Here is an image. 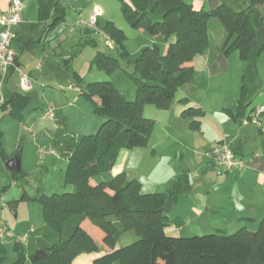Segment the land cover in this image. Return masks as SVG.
Here are the masks:
<instances>
[{"label": "trees", "instance_id": "trees-1", "mask_svg": "<svg viewBox=\"0 0 264 264\" xmlns=\"http://www.w3.org/2000/svg\"><path fill=\"white\" fill-rule=\"evenodd\" d=\"M119 2L133 27H143L150 37L161 35L167 49L161 51L156 43L141 49L133 61V77L137 83L133 100L126 99L112 81L88 83L83 95L93 101L94 112L105 120L96 133L81 137L68 158L66 179L73 184L72 190L42 194L37 198L45 222L59 234L73 216L88 218L97 226L104 233L103 245L109 251L92 264H264V214L256 231L242 227L230 234L171 236L166 233L167 227L184 225L183 220L171 219L166 212L173 192L143 193L141 182L128 178L125 173L91 183L92 178L110 173L122 149L148 144L155 120L144 115L145 105L169 109L179 89L185 86H190V91L195 89L194 68L188 64L210 48V27L214 19L225 32L221 47L213 49L215 53L229 54L237 50L242 59H248L257 46L258 53L264 51L255 25V19L264 25V0H249V7L242 10L224 2L213 9H196L185 0ZM48 16L47 3L41 0L39 17ZM62 17H56L50 27ZM104 30L112 38L121 36V30L111 21ZM94 59L113 65L112 57L102 51H96ZM76 77L79 78L78 73ZM242 89L239 105L234 111L227 110L235 117L248 107L244 103L245 86ZM182 101L186 102L187 98ZM31 103L32 97L26 91L14 92L0 103V110L23 121ZM203 113L201 108L188 106L181 115L192 118L191 127L198 129ZM234 150L238 153L236 147ZM3 154L0 131V155L7 161ZM127 231H135L139 238L117 247L119 237ZM13 248L18 258L12 264L28 261L31 264H72L81 253L100 252L102 245L78 222L68 238L43 248L44 255L38 259H34L35 254L28 256L22 242L15 241ZM5 254L6 246L0 240V264Z\"/></svg>", "mask_w": 264, "mask_h": 264}, {"label": "crops", "instance_id": "crops-1", "mask_svg": "<svg viewBox=\"0 0 264 264\" xmlns=\"http://www.w3.org/2000/svg\"><path fill=\"white\" fill-rule=\"evenodd\" d=\"M11 1L0 0V13L9 8ZM185 1L196 9H213L223 2L234 8L233 4L238 0ZM22 2L25 8L21 22L13 27L15 35L13 47L17 53V65L29 74L33 86H36L41 82L37 71H42L44 62L51 59L48 54L56 50L57 40L61 41L64 38L62 28L52 30L53 26L50 27V24L53 22L52 19L64 16L66 11L59 1L54 2L53 8L47 3L49 16L41 19L39 17L41 0ZM248 7L249 5L244 9ZM96 9L102 11L101 8ZM93 13L94 11L89 15ZM257 23L260 21L255 22L258 40L264 43V33L262 31L260 36ZM81 33L88 38L93 36V33L83 29ZM151 38L157 40L159 36ZM224 38L225 32L218 42L211 36L210 48L188 64L194 68L193 91H190V86L179 89L169 109L153 108L150 104L144 106V115L155 120L148 144L143 147L122 149L110 173L92 178V184L125 173L128 178L141 182L143 193L173 192V198L166 205V212L176 213L175 218L181 219L183 216L191 218L193 222L207 224L213 231L216 230L215 232L228 234L242 227L251 231L257 230L264 214V113L260 126L254 121L244 123V118L256 107L264 105V70L256 64L264 59V52L257 56L256 62H251V58L248 61L242 60L237 50L229 54L215 53L213 49L220 48ZM214 53L215 56L211 58ZM14 74L19 81L15 86L7 87L5 90L4 86L1 87L3 101L8 100L14 92L24 91L20 85V73L13 68L8 70L4 78L0 71L1 81L9 82ZM50 74L49 71H45L42 75L49 78ZM243 86L246 88L244 103L248 104V107L242 115L235 117L227 110L234 111L239 105ZM26 92L29 94L31 91ZM184 98H187L186 102L182 101ZM188 106L201 108L204 112L200 117L198 129L191 127L192 118L181 115ZM220 140H225L236 147L237 154L243 157L247 164L228 173H218L210 163L208 150ZM257 153L259 155H256ZM237 203L242 205V210L237 208ZM10 204L12 203L6 202V197H0V209L5 218L0 221V232L6 227V234L12 236L13 241L22 242L28 248V256L34 255L39 249L47 248V238L38 233V227H32L28 233L22 234L23 231L14 224L5 210ZM18 207L16 204L15 211ZM186 218L181 219L184 222L183 226L187 224ZM78 222L102 245V250L81 253L72 264H92L109 249L103 245L104 233L88 218L73 216L65 222L59 238L56 239L53 232H49L50 237L53 238V242L65 240ZM230 224L234 229L226 228ZM183 226L170 225L166 228V233L179 236L177 232ZM133 233V231L123 233L118 239L117 247L134 241ZM30 234L35 235L34 242H31Z\"/></svg>", "mask_w": 264, "mask_h": 264}, {"label": "rangeland", "instance_id": "rangeland-1", "mask_svg": "<svg viewBox=\"0 0 264 264\" xmlns=\"http://www.w3.org/2000/svg\"><path fill=\"white\" fill-rule=\"evenodd\" d=\"M46 1L52 8L56 1L62 3L65 8L66 13L56 21L52 29L62 28L64 38L61 41L57 40L56 50H52L53 53L48 54L51 59L44 62L42 71H37L41 82L37 83L36 86L34 85V90L28 91L32 97V103L27 109L23 121H19L8 115L6 111L0 110L3 155L10 159L19 152L21 158V172L12 173L6 167L3 156L0 155V197H6L7 203L19 205L16 211L10 209L8 205L5 210L14 224L23 231L22 234L28 233L32 227H38V233L43 238H47L46 243L48 247H51L59 242L58 240L53 242L49 232H53L56 239L59 238L60 234L55 233L56 231L50 226L48 227L44 220L42 205L37 198L42 194L49 195L54 192L61 193L72 190L73 184L66 179L69 155L83 135L96 133L105 120L103 116L94 112L93 101L83 95L88 83L112 81L114 86L125 95V98L135 99L137 83L133 77L135 73L133 61L144 46L154 43L161 48V51L165 52L166 42L161 35H159V39L153 40L143 27H133L125 17L119 0ZM248 5L249 0H238L233 4L236 10H242ZM96 7L102 9L98 15V25L103 31H105L104 27L109 21L121 30L122 37L115 36L113 38V48H108L103 37L96 33L91 32L93 33L91 38L81 33L83 28L79 24V19L88 20L91 16L89 14L92 11L95 12ZM255 22L258 20L256 19ZM257 24L259 25V34L262 36L264 25ZM223 34L224 29L221 23L214 19L210 27V35L218 42ZM260 44L262 41L259 42ZM258 49L259 46L253 49L248 59L242 60L248 61L251 58V62H256L257 56L261 54L258 53ZM96 51L105 52L112 57L113 65H108L105 60L95 61ZM263 60L261 59L256 64L264 70ZM45 71L51 73L49 78L42 75ZM76 73L79 74V78L76 77ZM1 79L0 76L4 90L7 87L15 86L19 81L16 74L12 76L9 82L1 81ZM31 82L33 88V81L31 80ZM1 93L3 94V89ZM255 101L257 104L258 96H256ZM150 105L157 108L153 104ZM48 107H52L53 110L51 117L44 115ZM41 148H53L55 153L41 156ZM1 210L0 221L5 219ZM175 215L177 214H168L171 219H174ZM182 218L186 217L183 216ZM181 219L179 218V220ZM191 220V218H186L187 224L177 232L179 236L190 237L218 233L208 227L207 224H200ZM230 226L231 224L226 228L234 229V226ZM133 232L134 239H138L139 236L135 231ZM30 236L31 242H34L35 235L30 234ZM12 238L9 234L5 236L6 254L3 264H12L18 258V254L13 248L15 241ZM25 250L28 252L27 247ZM26 264L31 263L27 262Z\"/></svg>", "mask_w": 264, "mask_h": 264}, {"label": "built area", "instance_id": "built-area-1", "mask_svg": "<svg viewBox=\"0 0 264 264\" xmlns=\"http://www.w3.org/2000/svg\"><path fill=\"white\" fill-rule=\"evenodd\" d=\"M24 4L22 0H12L9 8L5 12L0 13V71L3 76L7 74L10 68L20 73V85L24 91L32 89L31 78L28 73L24 72L16 63V51L13 47L14 32L13 27L18 25L22 20V12ZM101 11H96L90 16L88 20L80 19L79 24L83 30H89L103 37L104 43L108 48H113V38L98 25V15ZM2 83L0 82V103L3 98L1 95ZM264 113V105L256 107L252 113L244 118V123L254 121L259 126L261 124V116ZM45 116H53L52 107H48L44 113ZM54 154L53 148L40 149L41 156L47 154ZM256 155H259L258 153ZM264 155V152H263ZM208 156L211 165L217 170L218 173H228L235 168L242 167L247 164V161L237 154L234 147L225 140H220L214 143L208 150ZM7 228L4 227L0 232V240L4 242Z\"/></svg>", "mask_w": 264, "mask_h": 264}, {"label": "water", "instance_id": "water-1", "mask_svg": "<svg viewBox=\"0 0 264 264\" xmlns=\"http://www.w3.org/2000/svg\"><path fill=\"white\" fill-rule=\"evenodd\" d=\"M6 167L12 172V173H18L21 170V158L19 155H14L12 158L8 159L6 161ZM9 208L12 210H15L16 205L10 204ZM44 255V250H39L35 256L34 259H38Z\"/></svg>", "mask_w": 264, "mask_h": 264}, {"label": "clouds", "instance_id": "clouds-1", "mask_svg": "<svg viewBox=\"0 0 264 264\" xmlns=\"http://www.w3.org/2000/svg\"><path fill=\"white\" fill-rule=\"evenodd\" d=\"M241 199H242V197H241ZM237 208L239 209V210H242V205H240L239 203H237Z\"/></svg>", "mask_w": 264, "mask_h": 264}]
</instances>
